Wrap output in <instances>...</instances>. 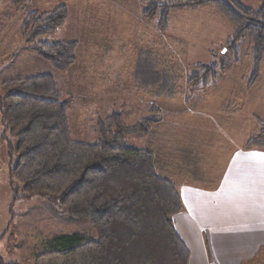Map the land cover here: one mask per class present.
I'll return each instance as SVG.
<instances>
[{
  "label": "rangeland",
  "instance_id": "rangeland-1",
  "mask_svg": "<svg viewBox=\"0 0 264 264\" xmlns=\"http://www.w3.org/2000/svg\"><path fill=\"white\" fill-rule=\"evenodd\" d=\"M239 1L254 10L264 8V0ZM60 4L67 7L66 21L39 39L77 43L75 64L64 72L29 51L20 35L26 12L50 11ZM142 10L137 0H30L20 7L0 1V94L5 80L50 75L60 101L68 105L72 138L88 144L97 139L98 119L120 113L132 124L155 106L161 115L153 134L128 136L123 145L161 149L171 155L192 150L207 181H217L231 154L259 131L253 115L264 117V60L258 80L246 89L247 41L239 42L238 55L226 51L224 43L233 26L212 5L172 10L165 32L156 29L157 19L143 18ZM141 51L149 56L139 65L145 67L138 78L135 69ZM210 62L223 65L224 72L192 91L187 78L194 65ZM162 84L175 86L172 99L154 97ZM2 130L0 126V134ZM257 141L264 142V136ZM9 164L0 139V235L4 233L0 257L5 263L33 264V254L54 236H94L87 220L71 218L39 197L16 201L11 214ZM254 262L261 264L264 259L257 257Z\"/></svg>",
  "mask_w": 264,
  "mask_h": 264
},
{
  "label": "trees",
  "instance_id": "trees-1",
  "mask_svg": "<svg viewBox=\"0 0 264 264\" xmlns=\"http://www.w3.org/2000/svg\"><path fill=\"white\" fill-rule=\"evenodd\" d=\"M9 1L20 7L30 0ZM137 1L143 18L157 19L159 32L167 30L172 10L212 5L233 26L224 43L226 51L238 55V44L246 39L250 60L246 89L256 83L264 60V8L254 10L239 0ZM67 17V7L60 4L50 11L26 12L20 26L27 49L61 72L75 64L77 43L39 38L53 34ZM146 56L139 53L135 77H141L145 64L139 65L147 61ZM224 70L216 62L196 64L187 83L193 91ZM165 85L159 86L154 97H174L175 86ZM1 89L0 139L10 159V213L16 201L39 197L71 218L87 220L94 232L89 238L72 234L46 240L33 254V264H189V251L173 222L184 211L175 180L209 182L198 156L189 149L171 155L161 149L123 145L128 136L153 134L161 115L157 107L132 124L120 113L98 119L97 139L88 144L72 138L68 105L60 101L50 75L16 76L3 81ZM255 123L259 131L245 148L264 150V142L257 141L264 136V120L255 119Z\"/></svg>",
  "mask_w": 264,
  "mask_h": 264
},
{
  "label": "crops",
  "instance_id": "crops-1",
  "mask_svg": "<svg viewBox=\"0 0 264 264\" xmlns=\"http://www.w3.org/2000/svg\"><path fill=\"white\" fill-rule=\"evenodd\" d=\"M248 153L264 150H236L219 179L205 186L177 183L184 211L175 215L173 222L189 251V264H256L255 258L264 259V169L246 161ZM3 238L4 233L0 242Z\"/></svg>",
  "mask_w": 264,
  "mask_h": 264
},
{
  "label": "snow or ice",
  "instance_id": "snow-or-ice-1",
  "mask_svg": "<svg viewBox=\"0 0 264 264\" xmlns=\"http://www.w3.org/2000/svg\"><path fill=\"white\" fill-rule=\"evenodd\" d=\"M245 160L251 164H257L264 169V153H248Z\"/></svg>",
  "mask_w": 264,
  "mask_h": 264
}]
</instances>
